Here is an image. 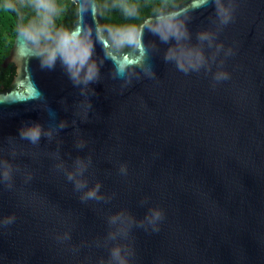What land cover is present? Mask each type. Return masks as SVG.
<instances>
[{"label": "water", "instance_id": "obj_1", "mask_svg": "<svg viewBox=\"0 0 264 264\" xmlns=\"http://www.w3.org/2000/svg\"><path fill=\"white\" fill-rule=\"evenodd\" d=\"M72 1V28L92 30L94 56L103 60L101 79L91 85L90 119L77 120L78 135L70 123L78 89L60 64L41 68L20 31L3 60V67L16 64L17 76L0 90V146L14 137L18 155L12 163L21 171L11 189L0 185V221L14 216L11 225L0 226V264H107V217L126 211L140 221L150 207L164 218L158 231L133 227L122 241L132 251L130 264H264V0H233V19L222 27L211 3L195 9L192 0L178 8L188 12L193 42L198 30L208 29L231 50L218 58L227 81L213 84L203 71L178 72L163 59L173 41L161 43L145 29L156 78L142 76L123 90L112 78L114 62L105 58V46L95 42L97 26H107L96 0L82 14L83 0ZM108 51L116 63L139 58L129 48ZM61 119L69 126L52 142L19 140L22 123L47 127ZM78 139L86 142L82 150L75 148ZM58 147L67 169L77 156L91 158L89 187L100 183L106 202L81 201L51 158ZM0 155L8 158L7 151ZM25 172L32 175L29 182ZM66 233L70 239L63 240Z\"/></svg>", "mask_w": 264, "mask_h": 264}, {"label": "clouds", "instance_id": "obj_2", "mask_svg": "<svg viewBox=\"0 0 264 264\" xmlns=\"http://www.w3.org/2000/svg\"><path fill=\"white\" fill-rule=\"evenodd\" d=\"M209 3L214 5L216 19L219 25L226 26L233 19V0H195L194 8L205 7ZM35 13L26 25L20 28L25 40L36 50V57L40 60L43 69L52 70L57 63L60 64L69 81L74 88L78 89L79 100L72 105L71 126L74 136L79 134L80 128L77 120L81 123L89 122V113L93 109L91 96L95 95L92 84L101 79L100 67L103 60H97L94 56V42L92 30L83 26H76L71 29L55 27L54 17L58 9L54 0H30L29 5ZM6 8L17 10L13 3L5 5ZM94 7V0H83L80 4V13L91 10ZM122 14L128 18H135L139 14V9L135 5L121 4ZM187 10H178L175 7L169 8L167 0H161L152 8V14L144 19L143 23L137 25L105 26L95 29L96 41L105 46V58L114 62L112 78L122 81L121 89L131 86L133 80H139L142 76L148 79H155V73L150 63L147 62L148 44L144 43L143 34L145 29L158 37L159 41L169 44L164 51L163 59L165 63L175 66L178 72L188 75L190 73L212 74L213 84H218L229 79V74L222 70L223 61L218 60L221 53L224 56L231 55L230 49H224L223 45L216 42V33L208 29H200L195 34V42L192 40L187 23L189 21ZM155 48V45L151 44ZM136 50L139 58L128 64L116 63L113 56L108 51L124 53L125 49ZM207 49V54H206ZM122 59L127 60L124 55ZM213 65L216 70L213 71ZM39 94H38V97ZM61 103H65L63 100ZM49 116L55 121V113L47 109ZM65 110L67 105L65 104ZM69 126V121L61 119L58 122L43 126L37 121L24 122L18 129L19 140L25 141L30 145H40L41 138L52 142L59 136L61 130ZM86 147L83 139H78L75 143L77 150ZM7 151L8 158L0 155V185L11 189L13 187L14 176L21 170L16 168L12 159L18 153L14 144V137L7 138L6 148L0 146V153ZM51 158L57 161L58 170L64 171L68 182L73 185L75 191L80 192L81 201L106 202L105 197L100 195L101 185L96 183L89 187L86 173L91 166V158L77 156L72 160L70 169L65 167L59 152V147L55 153L50 154ZM121 175L127 174L126 165H120ZM32 179L30 172H25L24 180L29 182ZM146 203V201L142 202ZM164 214L158 208L150 207L147 209L142 220L137 221L126 211H117L107 217L108 232L105 239V246L108 247L107 264H130L132 251L122 241L128 238L133 227L158 231V225L162 222ZM14 216H8L0 221V226L11 225ZM63 240L70 239L66 233ZM101 264H104L102 261Z\"/></svg>", "mask_w": 264, "mask_h": 264}, {"label": "trees", "instance_id": "obj_3", "mask_svg": "<svg viewBox=\"0 0 264 264\" xmlns=\"http://www.w3.org/2000/svg\"><path fill=\"white\" fill-rule=\"evenodd\" d=\"M58 3V13L54 17L55 27L71 29L77 19V5L72 0H54ZM143 0H96L100 17L107 26L137 25L139 26L148 16L142 9ZM13 3L17 10L6 8L5 5ZM121 4L135 5L139 14L135 18L125 17L120 9ZM30 0H0V90L12 86L15 76V65L8 64L3 67V60L8 55L13 44L14 36L35 16L34 10L29 6Z\"/></svg>", "mask_w": 264, "mask_h": 264}, {"label": "flooded vegetation", "instance_id": "obj_4", "mask_svg": "<svg viewBox=\"0 0 264 264\" xmlns=\"http://www.w3.org/2000/svg\"><path fill=\"white\" fill-rule=\"evenodd\" d=\"M190 1H192V0H167V4H168L169 8L175 7L178 9L181 6L188 4ZM160 2H161V0H143L142 9L146 13H148V16H150L152 14L153 6H155V4H158ZM8 64H10V63H8ZM4 68H6V67H4ZM16 76H17V66L15 64V77Z\"/></svg>", "mask_w": 264, "mask_h": 264}, {"label": "rangeland", "instance_id": "obj_5", "mask_svg": "<svg viewBox=\"0 0 264 264\" xmlns=\"http://www.w3.org/2000/svg\"><path fill=\"white\" fill-rule=\"evenodd\" d=\"M55 4H56V7L58 8V3H57V2H55Z\"/></svg>", "mask_w": 264, "mask_h": 264}, {"label": "built area", "instance_id": "obj_6", "mask_svg": "<svg viewBox=\"0 0 264 264\" xmlns=\"http://www.w3.org/2000/svg\"><path fill=\"white\" fill-rule=\"evenodd\" d=\"M13 1H19V0H13Z\"/></svg>", "mask_w": 264, "mask_h": 264}]
</instances>
